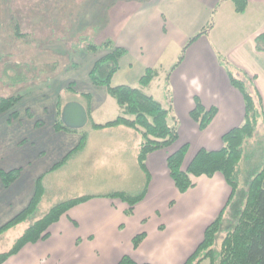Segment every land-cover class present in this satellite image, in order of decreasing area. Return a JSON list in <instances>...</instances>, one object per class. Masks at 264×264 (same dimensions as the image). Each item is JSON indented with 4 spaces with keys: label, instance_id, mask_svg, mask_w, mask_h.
<instances>
[{
    "label": "crops",
    "instance_id": "0c3cea01",
    "mask_svg": "<svg viewBox=\"0 0 264 264\" xmlns=\"http://www.w3.org/2000/svg\"><path fill=\"white\" fill-rule=\"evenodd\" d=\"M112 1L116 3L114 15H108L106 35L100 37V42L111 38L125 48V53L120 56L110 83L122 59L129 69L135 63L142 70L132 86H139V77L145 69L153 68L155 75L142 89L169 108L173 116L169 122L176 121L178 138L169 146L147 153L146 173L137 160L140 133L124 124L93 127L90 122L88 131L80 130L82 127L67 130L57 127L55 119L46 126L42 118L29 124L23 137L13 141L0 137V167L20 168L7 186L0 185L2 191H8L5 198H0V209L8 214L7 219L28 202L39 175L45 190L44 177L69 160L72 163L76 159L80 166L83 158L97 151L101 155H94L92 164L102 167L107 164L113 170L100 178L86 176L84 182L94 192L87 193L81 188L78 195L90 197L72 205L53 221L46 237L24 243L0 264H117L124 254L136 262L183 264L203 239L205 227L219 215L231 188L223 174L216 171L211 175L192 176L194 184L181 192L170 176L166 158L181 143L187 142L182 163L185 167L198 148L221 147L222 134L243 121L244 99L231 84L225 63L254 93L262 110L258 124L264 126V40H259L261 47H257L258 37H264V0H246L242 12L235 9L232 0H104L103 6L108 7V12ZM210 19L211 27L188 42ZM88 71L79 87L80 78H71L72 86L76 87L73 90L89 93L84 106L88 107L93 122L102 123L91 115L94 93L99 91L97 108L107 102L116 112V106L105 86L90 81ZM195 96L206 108L217 109L203 129L189 113ZM117 110L118 114V104ZM40 134L42 138L38 139ZM49 134L59 137L46 138ZM82 134H86L84 144L53 170L52 165L76 146ZM50 150L58 155L47 164L44 155ZM125 156L131 168L138 169L135 170L141 186L138 191L126 185ZM74 171L75 167L71 166L72 175ZM25 173L30 178L16 184ZM80 176L79 181L83 183ZM145 183V195L134 204L130 214L125 212L128 206L125 201L107 195L114 190L137 193ZM138 233L144 235L134 245L132 238Z\"/></svg>",
    "mask_w": 264,
    "mask_h": 264
},
{
    "label": "trees",
    "instance_id": "16d2710c",
    "mask_svg": "<svg viewBox=\"0 0 264 264\" xmlns=\"http://www.w3.org/2000/svg\"><path fill=\"white\" fill-rule=\"evenodd\" d=\"M232 1L237 11L242 12L245 9L246 0ZM211 25L212 19L208 21L203 30L192 36L188 42L200 33H205ZM259 40H264V37H258L257 39V47L260 48ZM88 49L93 52L99 49L106 50L105 53L94 59L88 71V76L94 85L105 86L108 93L114 97L120 107V111L115 117L102 123H95L92 119L90 122L93 127L124 124L136 129L140 133L137 160L140 167L147 173L145 165L147 153L169 146L178 138L176 121L174 123L169 122V117L172 116L169 108L163 106L160 101L142 89V86L146 85L156 72L153 68H146L139 77V86L123 83L111 85L110 77L119 66V58L125 53V48L116 45L111 38H106L99 43L88 44ZM183 51L184 48L178 61L182 58ZM224 66L231 84L242 93L244 99L243 121L222 134L221 147L217 149L198 148L185 167H182V163L188 149L187 142L181 143L166 158L170 176L181 192L194 184L192 176L211 175L216 171L223 174L231 188L229 197L219 215L205 227L203 239L183 264H199L203 258H208L209 264H264V158L258 167L251 170L248 169L247 163L242 181H240L239 176V165L243 160L248 162L244 145L247 139L254 134L257 123L262 116L261 105L255 101V95L248 89L245 80L236 77L226 63ZM83 95L88 97L89 93L86 92ZM18 97L16 95L1 97L0 114L8 113L9 117L14 115L16 113L14 106ZM57 107L58 114H60L58 102ZM86 110L90 120L88 107H86ZM216 110L215 106L206 108L198 96H195L194 105L189 113L197 122L198 127L203 129L212 119ZM55 125L59 128L73 130L65 126L58 117L55 118ZM85 139L86 134H82L76 146L55 162L52 167H58L65 162L71 152L84 144ZM19 169L4 170L0 167L2 184L7 186L16 177ZM40 178V176L37 178L33 194L26 205L6 221L0 223V234L29 217L36 209L43 192ZM145 191L146 183L137 193L114 190L107 195L125 201L128 204L125 212L130 214L134 204L144 197ZM88 197L90 196L77 195L53 204L42 216L32 221L24 229L8 250L0 252V263L7 256L15 253L24 243L46 237L48 226L53 221L57 220L69 207ZM227 206L230 207L232 222L225 229L220 246L217 248L215 239L221 229L222 213ZM143 235V233L134 235L132 243L136 245ZM117 264L150 263L136 262L130 256L124 254Z\"/></svg>",
    "mask_w": 264,
    "mask_h": 264
},
{
    "label": "rangeland",
    "instance_id": "374dc122",
    "mask_svg": "<svg viewBox=\"0 0 264 264\" xmlns=\"http://www.w3.org/2000/svg\"><path fill=\"white\" fill-rule=\"evenodd\" d=\"M103 2L104 0H0V98L10 95L19 96L14 106L16 110L14 115L9 117L8 113L0 114V137L9 138L11 141L23 137L27 126L35 120L42 121V118L46 126H49L53 119L60 118L57 102L59 110L69 100L87 104V97L73 90L76 87L72 86L71 78L74 76L80 78L77 82L79 87L82 83L81 78L87 75L94 59L106 52L105 49L96 52L88 49V44L98 43L106 35L108 15L110 17L114 15L116 3L112 1L108 12V7L103 6ZM124 62L123 59L120 60L121 67L111 79V85L119 84L120 81L131 86L132 83L134 85L137 83L136 77L142 70L140 71L135 63L129 69ZM110 98L116 106V112L107 102L104 103V107L97 108L99 91L94 93L91 115L96 121L103 122L117 115V103L113 97ZM90 121L91 118L80 130H90ZM41 136L42 134L38 139L42 138ZM55 137L59 135L46 136V138ZM100 146L96 147L100 148ZM244 146L248 162L243 160L239 165L240 181L247 163L248 169L251 170L258 167L264 158L262 123H257L254 134L247 139ZM56 155L58 154L51 150L47 151L44 161L48 164ZM94 155L101 154L97 151L92 152L88 158L82 159L80 166L76 159L75 164V160L72 163L69 160L64 166L44 177L45 190L43 189L42 199L40 198L33 213L22 220L23 222L20 221L21 224L18 222L16 226L0 234V251L6 250L28 223L42 216L53 204L78 195L82 191L81 188L87 193L94 192L93 187L86 185L84 178L86 176L100 178L113 172L112 167L107 164L103 167L98 166L97 163L92 164ZM126 162L128 163L126 185H132V191H138L141 186L135 177L137 168H131L128 158ZM71 166L75 167L73 175ZM55 168L52 167L53 170ZM80 175L83 177V183L79 181ZM28 178L30 176L25 173L16 184L26 182ZM7 192L0 188V198H5ZM6 215L8 214H4L0 209V222L6 221V217H9ZM231 222L230 207L227 206L222 213L221 229L215 239L217 248L220 246L225 229ZM199 264H209L208 258L201 259Z\"/></svg>",
    "mask_w": 264,
    "mask_h": 264
},
{
    "label": "water",
    "instance_id": "95a60500",
    "mask_svg": "<svg viewBox=\"0 0 264 264\" xmlns=\"http://www.w3.org/2000/svg\"><path fill=\"white\" fill-rule=\"evenodd\" d=\"M60 119L69 128H81L88 121L87 110L80 102L69 100L62 105Z\"/></svg>",
    "mask_w": 264,
    "mask_h": 264
}]
</instances>
